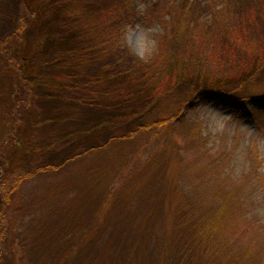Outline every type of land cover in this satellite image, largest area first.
<instances>
[{"label": "rangeland", "instance_id": "rangeland-1", "mask_svg": "<svg viewBox=\"0 0 264 264\" xmlns=\"http://www.w3.org/2000/svg\"><path fill=\"white\" fill-rule=\"evenodd\" d=\"M138 24L155 29L157 48L146 60L126 41L128 27ZM43 32L47 38L40 48ZM72 37V45L63 47L62 41L68 44ZM70 50L87 57L80 61L67 55ZM23 56L29 60L19 65ZM56 58L62 62L50 65ZM51 69L62 73L64 85L49 87L48 81H40ZM133 81L149 90L146 98L139 97L143 91L134 101L129 97V103L86 101L94 90L112 93L131 87ZM211 93L220 94V99L206 100ZM231 98L247 101L249 116L238 114ZM258 99H264V0H0V181L8 173L3 151L23 131L30 132L26 150L31 153L25 165L30 171L94 153L27 183L21 193L24 210L54 192L53 185L69 179L75 182L67 188L85 186L84 193L91 183L84 175L78 184L75 175L85 174L94 162L106 166L97 175L102 190H119L111 206L114 214L110 209L102 212L108 222L82 249L76 264H85L94 252L104 264L103 249L111 253L129 242L146 254L152 241L139 237L144 219H150L146 229L149 234L155 231L157 242L172 228L174 192L189 205L177 210L181 223L192 220L194 232L202 222L218 217L228 226V211L241 204L247 220L264 226V187L259 184L264 177V106ZM123 115L128 120L124 125L119 121ZM90 116L102 118L87 122ZM161 120L171 127L135 133ZM101 122L107 126L101 128ZM96 126L99 135L95 130L71 136ZM56 129L60 132L54 134ZM126 136L128 141L111 144ZM185 136L192 140L186 143ZM17 201L20 198L13 196L8 205L0 193V216L5 211L7 220L0 225H10L23 237L33 231L31 224L40 221V215L36 210L20 220L22 213L14 215L11 208ZM53 203L59 209L62 200ZM102 207L97 202L72 212L88 231L102 224L97 215ZM184 230L186 238L191 235ZM217 234L214 240L219 242ZM9 238L11 246L14 240ZM2 254L11 264L12 256Z\"/></svg>", "mask_w": 264, "mask_h": 264}, {"label": "trees", "instance_id": "trees-1", "mask_svg": "<svg viewBox=\"0 0 264 264\" xmlns=\"http://www.w3.org/2000/svg\"><path fill=\"white\" fill-rule=\"evenodd\" d=\"M39 10H41V8ZM46 38V33L43 32L39 38V40L42 39L40 40V48L44 47ZM73 40L75 41V39L72 37L68 44L62 41V44H65L63 47H70ZM73 52L74 50H70L69 54L67 55L76 56L80 61H84L87 57L83 53L81 54L80 52ZM19 60V65H23L27 63L29 57L23 56ZM60 62H62V59L56 58L51 61L50 65ZM51 70L53 71L52 74L44 79H41L40 81H42V83L48 81L49 87H61L64 85L65 82L63 80L62 73L56 71L55 69ZM73 76L76 77L77 74L75 73ZM97 78L98 80H102L101 77ZM67 79H69L68 75ZM144 89V86L141 84L139 85V83L136 81H133L131 83V87L126 86L121 89H117L112 93H108L109 91L106 90V92L94 90L92 93L90 92V94L93 95L92 98L86 101L89 103L96 99L103 100L104 98V100L107 102L114 100V102L119 101V104H123V102L129 103L130 101L127 102L129 97L133 99L132 101H134V99H136L134 97L143 93ZM148 95L149 90H145L144 93L139 97H142L140 99H144ZM206 96V100L209 101L214 99L219 100V97H221V95L217 93H211ZM230 101V105L236 112H238V114H243L245 117L249 116L247 112V108H249L247 101H241L232 98ZM257 101L262 107L264 106V99H258L256 102ZM97 117L90 116L87 119V122H92L95 120V118L101 119L102 117H105V114L102 115V117ZM126 119L127 116L123 115L122 119L119 121H122L121 123L124 125L128 122ZM101 123V128H103V126H107L106 123ZM171 125L172 124L168 122V120H161L141 126L137 132H134L136 134H139V132L150 133L158 129H169ZM9 127H11V125H9ZM101 128L96 126L94 130L90 129L88 132L84 133H72L71 136L81 137L84 134L92 135L95 134V130L97 133L95 135H99V132L97 131ZM59 132L60 129H56L54 134ZM21 133L22 135L18 136L14 142L12 141L9 143L10 145L7 144L5 147L6 151H3L4 154L2 164H4V167L8 173L5 177H3L2 181H0V193L1 195L5 196L8 205L13 203V196L20 198L21 201H17L18 205L14 203V205L11 206L14 215H20L22 213L20 220L21 218H24V215L25 217L30 213V215H32L33 212L37 210V213L40 215V221L31 224L33 225V227H31L33 229L32 232L25 234L23 237H19L15 235L14 231H11L12 228L10 225L5 224L7 220L5 219V211H3L2 215L0 216V221L2 222L3 220L5 223H3L2 226L0 225V252L3 253L2 256H4V254L8 257L12 256L11 264L13 257L15 258L16 262L13 264H76L82 249H84L89 242L93 240L95 241L98 238L97 236L99 235L100 231L108 222L106 218L104 219L105 216L102 214V212L110 209L109 214H114L111 206L116 202V196L118 195L119 190L118 188L109 189L107 191L102 190L101 182L98 183L97 175H100L106 166L100 162H94V164L90 166L85 174L79 173L75 175L76 178H78V184L81 182V178L84 175L85 177H88L91 185L86 184L88 185V189H86L88 190L87 192L86 190L84 193L82 192L85 186L82 188H67V184L74 186L73 182H75V178H73V180L69 179L66 182L62 181L59 185H53L54 192H51L49 195H44L40 198H37L34 206H28L24 210V203L22 199L23 194L21 193L22 189L27 183H30V181L34 180L40 175L59 173L64 170L68 164L73 163L76 159L82 156L92 158L94 157V153L88 152V154L86 152L82 155L77 154L65 162H62L61 164L47 165L46 167H41L36 171H30L27 170L25 166L26 161L31 153L30 150H26V146L31 144L30 132L26 134L21 131ZM128 137L129 136L113 139L111 144L113 146H117L123 141H128ZM189 140L192 139L186 137L185 142L188 143ZM176 142L177 140L173 139V144ZM201 142H203V138ZM177 148L178 146H176V149ZM174 154L176 155V152ZM52 156L57 158L56 155ZM259 182L260 186L264 187V177L259 178ZM104 189L106 190V188ZM81 192L83 195H81ZM174 197L177 198H175L176 201L173 203V205L176 207V210L173 211V213H175V217H172L170 221L173 223L171 226L172 228L166 229V232L161 234L162 237L158 238L157 242L154 240L155 231L152 230L151 234H149V231L147 232L148 229H146V226L151 223L150 219H144L146 224L144 226L142 224L139 237L142 239L149 236L151 237L150 240L152 241V243H150V245L146 248V254L142 253L145 252L142 250L140 253L139 246L137 247L136 244H130L129 242V244H126L123 247L119 245V247H117L115 250H110L111 253L109 251L105 252V249H103L104 256L102 257H104V264H264V226H260L256 222L247 220L245 218V213L243 212L245 204L238 205L237 209L228 211L230 214H227V219L231 218L232 220V223H229L228 226H226L225 223H222L221 218L218 217L213 221L208 220L207 222H202L203 224L201 226H197L198 229L194 232L195 224L191 222L192 220L188 219L186 222L181 223L182 219L179 217V208L189 207V205H187L186 201L181 199L180 193L174 192ZM54 200H62V207L60 206L59 209L56 208L55 206L58 205L53 203ZM97 202H100L103 206L102 210H100V212L98 211L97 214L98 217L101 216L100 220H102V224L92 228L91 230L85 231L79 222L81 221L79 214L77 218L76 214H73V212H75L76 209L79 210L78 208H81L83 205L89 207L93 206ZM15 218L18 219V216H15ZM155 220L156 218H154V221ZM222 224L223 229L220 228ZM3 229H5V233H2ZM184 229L187 230V233L191 232V235L187 236V238L185 236ZM119 230V236L122 237V231L121 229ZM169 232L171 233L169 234ZM215 233H218L217 236L220 238L219 242L214 240ZM10 235H12L14 240L11 246L8 245V242L11 239L9 238ZM64 240L65 243H63ZM147 242L149 243V241H144L146 245ZM121 243L123 242H119L117 244ZM96 249L98 250V247H96L95 250ZM116 250L118 252H115ZM121 251H125V253L119 254ZM97 253L98 252H94L93 254L89 255L85 264H100L101 254ZM108 256L110 257V261H106ZM119 257L120 261H118ZM0 264H6L4 259H1V257Z\"/></svg>", "mask_w": 264, "mask_h": 264}, {"label": "clouds", "instance_id": "clouds-1", "mask_svg": "<svg viewBox=\"0 0 264 264\" xmlns=\"http://www.w3.org/2000/svg\"><path fill=\"white\" fill-rule=\"evenodd\" d=\"M154 32V28H144L139 24L135 28L128 27L126 41L139 58L146 60L155 52L157 41Z\"/></svg>", "mask_w": 264, "mask_h": 264}]
</instances>
